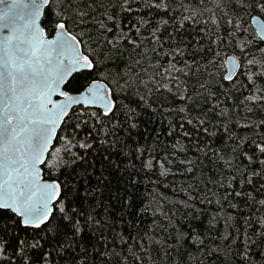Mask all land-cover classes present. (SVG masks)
I'll use <instances>...</instances> for the list:
<instances>
[{
  "label": "snow or ice",
  "instance_id": "obj_1",
  "mask_svg": "<svg viewBox=\"0 0 264 264\" xmlns=\"http://www.w3.org/2000/svg\"><path fill=\"white\" fill-rule=\"evenodd\" d=\"M0 264H264V0H0Z\"/></svg>",
  "mask_w": 264,
  "mask_h": 264
},
{
  "label": "trees",
  "instance_id": "obj_2",
  "mask_svg": "<svg viewBox=\"0 0 264 264\" xmlns=\"http://www.w3.org/2000/svg\"><path fill=\"white\" fill-rule=\"evenodd\" d=\"M221 54H222V56H225L226 54H229V53H228V50L223 49L222 52H221ZM160 122H161V124H162L163 126H166V125H167V119H166L165 117H161V118H160ZM177 179H179V178H177ZM161 191L163 192L164 190L161 189ZM165 195L170 196L171 193H170V192H165ZM211 210H212V209H209V211H211ZM148 222H150V221H148ZM153 256H155V252H153Z\"/></svg>",
  "mask_w": 264,
  "mask_h": 264
},
{
  "label": "rangeland",
  "instance_id": "obj_3",
  "mask_svg": "<svg viewBox=\"0 0 264 264\" xmlns=\"http://www.w3.org/2000/svg\"><path fill=\"white\" fill-rule=\"evenodd\" d=\"M226 55H227V54H226ZM226 55H225V56H226Z\"/></svg>",
  "mask_w": 264,
  "mask_h": 264
}]
</instances>
